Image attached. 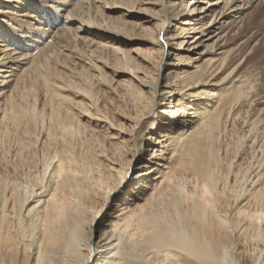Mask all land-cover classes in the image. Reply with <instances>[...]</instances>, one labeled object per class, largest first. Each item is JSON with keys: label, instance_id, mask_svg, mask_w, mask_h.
I'll use <instances>...</instances> for the list:
<instances>
[{"label": "bare ground", "instance_id": "bare-ground-1", "mask_svg": "<svg viewBox=\"0 0 264 264\" xmlns=\"http://www.w3.org/2000/svg\"><path fill=\"white\" fill-rule=\"evenodd\" d=\"M11 1L19 0H0V22L2 17L7 18L13 13ZM120 1L123 4L119 6L122 16L126 20L137 18L134 8L138 0ZM262 1L159 0L161 9L151 16L138 18L144 23H154L159 35L165 37L167 42L159 49L161 58L159 64L153 66L156 67L154 71L149 69L152 65L150 59L145 60L149 64L146 67L136 63L133 69L128 66L122 69V74L128 75L126 81L131 88L129 92L137 101L140 111L137 117L129 119L136 128L133 151L143 152L145 136L155 134L159 124H162L160 128L168 126L162 135L163 140L156 143L160 149H156V146L153 151L154 158H158L157 168L151 167L146 173L156 174L138 187L134 199L127 197L112 214L102 211V208L112 206L109 202L110 193L108 195L105 190L110 188L111 194L119 198L121 192L129 191L131 186L141 182L139 176L142 174L138 176L137 183L130 179L136 159L132 161V158H126V150L121 145V139L127 138L121 134L125 131L117 132L108 121L93 117L91 120L100 121L98 126L110 131V135H106L111 141L118 140L97 152L98 148H93L94 145L92 147L89 143L99 141L100 147H106L103 142L106 140H101V136H93L94 132H91L93 134L87 140L83 138L86 142L78 143L80 148L76 149L72 136L84 133L87 125L68 105L69 98L58 89L61 85L54 79L52 82L50 77H46L47 73H43L45 68L51 69L50 59L57 48H54L55 39L53 43L38 49L34 55L31 52L24 53L21 50H30L31 44L9 35V28L0 23L1 133L9 134L10 125L19 122L22 115L26 116L28 112L29 117L31 114L32 117H38L37 113L46 112L45 106H42L41 112H35L34 104L28 110L25 106L26 111L22 105L24 113L20 111L22 102L31 91L33 93V84L40 85L35 86V90L45 89L46 100L43 99V102L48 108L45 110L49 111L43 114L44 118L40 121L49 119L50 122L42 127L44 134H41L45 136L42 145L43 149L51 153V159H48L51 162L34 177V189L28 193L24 190L25 194L17 189L19 185L17 188L12 186L10 180L20 173L30 180L32 174L23 171L22 165H15L7 159L0 166V264H264V159L255 168L249 167L250 164L245 168L240 164L225 165L223 154L228 149L226 147L221 152L223 147L219 143L222 138L229 136L230 121L236 118L234 102L240 97L233 93L231 78L211 84L223 70L231 66L226 59H221L218 64H213L215 60L204 61L209 53L216 52L215 47L224 40L223 32L227 30L224 28L225 19L232 15L237 16V19L241 10L257 2L261 5ZM94 2L78 0L75 6L87 9V15H74L78 11L74 6L72 11L67 10L65 22L56 27L50 24L43 36L54 33L56 38L70 33L68 39L72 41L73 35L77 37L79 32L95 37L105 32L117 40L129 38V33L126 35L121 31L123 25L120 29L116 23L105 19L108 16H101V20L90 17ZM216 6L221 7L218 10ZM95 10L100 15V6L95 7ZM77 23L76 35L73 34L72 26ZM219 25H223L222 31H218L221 28ZM203 26L210 30L202 29ZM174 27H177L175 32L172 31ZM8 35L10 38L6 42ZM44 37L32 41L42 45ZM86 37H82L84 41ZM64 39L67 41V38ZM188 52L191 53L185 54ZM173 56L177 57L178 63H173ZM25 60L28 61L22 63ZM126 61L130 63L131 59ZM241 61L237 65L240 66ZM47 64L49 67H46ZM77 74L79 76L80 73ZM86 75L84 78L88 77L89 82L91 75ZM59 76L58 80L62 79ZM67 78V83H71V77ZM91 97L87 95L84 99L97 108V103ZM84 104L79 101L75 106L80 105L88 111ZM165 105L169 110L162 112L160 108ZM163 113L166 117L159 119L157 115ZM37 117L32 119L40 116ZM45 123L42 122L43 125ZM147 123L150 124L147 126ZM6 152L10 151L6 149ZM105 153H109L106 160L111 164H104L101 159ZM50 167L44 184L46 169ZM183 177L192 184L187 190L179 181ZM29 217L32 218V228L28 224L30 227L27 228L31 231L27 233L23 231L21 223ZM107 218H110L109 224L101 229ZM83 226L88 228L86 234L84 232L87 244L85 248L81 247L79 254L73 256L70 253L71 248H74L73 241L77 240L76 233Z\"/></svg>", "mask_w": 264, "mask_h": 264}, {"label": "rangeland", "instance_id": "rangeland-1", "mask_svg": "<svg viewBox=\"0 0 264 264\" xmlns=\"http://www.w3.org/2000/svg\"><path fill=\"white\" fill-rule=\"evenodd\" d=\"M67 1L68 0H19L18 2L11 1L13 7V9H11V12L13 13L9 14V17L7 18L2 17L0 23H2L1 25L5 26L6 28H9V35L16 36L17 38L21 39V41H26L28 45L31 44L30 50H21L24 53L31 52V54L34 55L39 51L38 49L44 48L49 43H53V40L55 39L54 44L56 45L54 46V48L56 46L57 48L54 49L55 51L53 50V53L56 52L57 54H53L52 59H50L52 60V65L51 62L50 64L48 63L49 65H51V69L45 68V71L43 70V73H47L46 77H50L49 80H52L53 82L54 79V82L57 81V84L61 85V87H59L58 89H61L60 92L69 98L68 105L73 108L74 112L78 114V116H80V120H82V122L86 123L87 125V127H85L86 125L84 126L86 128L84 130V133H76L72 136V143L74 144V146L76 145V149H78V147L80 148V145H78V143L81 144L83 142H86V140L88 139L87 137H90L89 135L93 134L91 132H94L93 136H101V140H103L104 138L106 141L103 142H108L107 144L109 145L107 146V144L104 143L106 147H100L99 141L98 143L90 142V146L94 145V147L92 146L93 148H98L96 149L97 152L100 151L101 148L106 149L107 147H110V142H116L118 140L116 139L111 141L110 137L106 135H110V131H106L101 126H98V123H100V121L91 120V118L93 117L103 118V121H108L107 123H111L112 125H114L113 127H115L114 129L117 132L120 130H122L123 132L125 131L121 134H123L127 138H125L124 140L121 139L122 142L120 140L119 141L121 142V145H123V148H125L126 150V158H132V161H135L136 159L135 167L131 173L130 179L133 180V183H137L138 176L142 174L141 176H139L141 182L139 184H135L133 187L131 186L129 191L121 192L119 194V198H117L116 195L111 194L112 191L110 188H107L105 190L108 195L110 193L111 197L109 199V202L111 201L110 203H112V206L111 208H102L104 209L102 211L112 214L122 206V203H124L128 199L127 197L134 199V197H136L135 193L138 191V187H140L146 181H149L155 173L150 172L146 174L147 172H149V169L151 167L157 168L156 162L158 158H154L153 151L156 146V149H160L159 144L156 143L163 140L162 135L165 131V127L168 126L164 125L163 128H160L162 127V124H159V130L156 131L155 134L145 136V148L143 152H138L139 154L137 152H134L135 149H133V144L134 146L136 144L134 141L136 136V128L133 126L134 123H132V121H130L129 119L130 117H133V119L137 117L140 111L138 108L137 101L135 100V98H133V95L130 93L131 88L130 85H128L129 82L126 81L128 80V75L122 74V72L124 71L122 69H125V67L127 66L128 68L130 67V69H133L136 63L142 64L144 67H146V65H149L145 62L146 59H150L152 61V65H150L151 67H149L151 71H154L156 68L153 66L159 64L161 58V53L159 52V49L161 46H164L167 41L165 37L159 35V31L157 30L158 28L155 26L154 23H144L138 18L151 16L155 14L159 9H161V7L159 5V0H138L137 6L136 8H134L136 9L134 10V13L137 14V18L131 20L127 19L129 20L128 22L126 18L123 17L120 13L121 8L119 6L123 5L120 3L122 1L95 0L93 5L94 11H92L93 13L91 12L90 17H92L93 19L95 18L97 20H101V16H108V18L105 17V19H109L108 21L111 23H116V25H118L120 29L122 25L123 27L126 26L125 29L122 27L121 31L126 33V35L129 33L130 35H127V37L129 38L125 37V39L123 40H117L116 38L105 32H102L100 37H95L89 33L79 32V35L77 37H74L73 35L74 39L78 38L75 40L73 39L74 41H70L68 39L70 33L66 34L67 36L64 35V37L62 36L54 38V33H51L50 36L47 35L46 37H44L43 35L44 33H46L45 31L46 29H48V27H50L51 25L52 27H56V25L66 21L65 19L68 16V11H72V7H74L76 5L75 3L78 2V0H72L68 2ZM215 2H217V0H215ZM257 3L249 5L248 7L241 10L239 18L236 19L237 16L234 17L232 15L231 17L225 19L226 23L224 24V28L226 27L227 30L223 32V34H225L224 40L215 47L216 52H213L211 54L209 53L204 58V61L206 62H209V60L211 62L215 60L213 64H218L221 59L225 58L227 63L231 65H229V68L223 70L218 75V79H214L213 82L211 81V84L217 83L220 79L226 80L228 78H231L234 83L233 85L230 84L232 85L233 93L239 94L240 98H238V100L234 102V106L236 108L234 107L233 112L235 113L236 118L235 120L230 121V124H232H229V136H225V138H222V141H220L219 146L223 147L221 148V152H224L223 149H225L226 147L228 149L227 152L223 154L224 163L226 162L225 165L231 163L237 166L238 164H240L242 168L249 166V164V167L252 168L253 166L255 168L258 166V164L261 163L262 159H264V0L262 1L261 5H259L260 2ZM94 6H100V15L98 14V12H96ZM221 6H223V4ZM221 6H216V8L219 10ZM79 7H76V10L78 9V11L74 15L79 17L83 13L87 15V9ZM110 18H113V21H115L113 22L112 19L110 20ZM77 26H79L78 23L72 26L74 28L73 34H76L75 28L77 29ZM222 26L223 25H219V27L221 28L218 31H222L224 29L222 28ZM175 29H177V27L172 28V31L175 32ZM202 29H207V27L203 26ZM209 30L210 29H207V31ZM9 35L6 36V42L10 38ZM79 36L87 37L84 41L83 38ZM41 37H44L45 39L44 44L38 45L37 43H33L32 39H39ZM88 37L91 38L89 39ZM64 38H67V41L69 40L70 42L68 41L67 43L66 39ZM90 40L92 42L95 41V44H92ZM37 46H39V48H37ZM189 53L191 52L185 54L188 55ZM194 53L196 52H193V54ZM32 55H30V57ZM128 59H131V64L129 63V61H126ZM240 59H242V63L239 66L237 64ZM171 60L173 61V63H178L176 56L171 57ZM26 61L28 60H25L22 63H25ZM128 63L130 65H128ZM48 64L46 67H49ZM91 64L94 66L92 67ZM28 65L29 64L24 65V67L26 68ZM234 67H236L235 71L232 72V69ZM80 70L81 72L83 70L85 71L82 72L83 75L81 74ZM78 72L82 75L81 76L79 74V76L83 78L87 74L86 72H88V74L90 73L89 75L91 76L86 75L89 76V82L91 83L90 88L88 86L89 82L87 81L88 77H85V80H83V78L78 76ZM58 74H65V76L62 77ZM57 75L60 78L62 77L64 82H62L63 80L60 78V80H58ZM54 77H56V79ZM67 77H71V83H67ZM80 79H82L83 82H81L82 80L80 81ZM78 81H80L81 83H79ZM33 86L34 87L32 89L34 94L31 91L32 95L30 94L29 97L25 99L26 101L24 100V102H22V104L20 105L21 112L25 106V108H27L26 110H28V107H30V105L32 104L35 105H33L36 110L35 112H41L44 108H42V106H45V108L48 109L45 103L43 102V99L46 98L44 94L45 91H43L45 89L42 90V88H37V91L35 90V88L40 87V85L38 86L37 84H33ZM87 88L88 90H90L88 91ZM90 93L92 97L91 95H89ZM87 95L88 97L93 98L92 100H94L95 104L97 103V108L92 103L90 104V101H86V99H84V97H86ZM42 96L44 98H42ZM35 97L36 103L34 101ZM29 100H33L30 101L31 104L29 103ZM79 101H82L85 103L84 105H87L86 107H88V111L84 110L80 105L75 106V103ZM167 107L168 106L165 105L161 107L162 109L160 108V110L162 112H166L169 110ZM25 108L24 111H26ZM45 108V113H48L49 111L45 110ZM135 108L138 109L136 110ZM42 112L37 113L40 116H38V118L36 115L38 119H32L36 118L35 116L32 117V114L29 117V112L26 116L22 115L23 121L22 119H20L19 122H17L16 124L10 125L11 127H9L8 130V132L10 131L9 134L1 133L2 126H0V166L3 163H6V161L8 160L10 161V163H14L15 165H22L23 171L29 173V175L30 173L32 174L30 180L25 175L21 176V173L20 175H17L18 177H12V179L10 180L12 186L15 185V187L17 188V186L19 185V188L17 189H19V191L21 190L23 194H25V192L28 193L29 191L34 189L36 185V182H34V177L37 175V173H40V171L42 172L43 169L46 168V165L50 161L48 159H51V153H48L46 148L43 149L42 145L44 141L43 139H45V136L43 135L44 132H42V127H46L50 123L49 119H45L44 121H46V123L44 125L42 124V122L44 121H40V119H43L45 115V113ZM23 113L24 112H22V114ZM83 113H86L87 115H84ZM134 114L135 116H133ZM157 116L159 117V119H164L166 117V114H158ZM35 120L37 122H35ZM102 124H104V122ZM149 124L150 123H147V126ZM41 132L43 134H41ZM82 135L85 137H83ZM39 136L41 138H39ZM81 138L82 140H80ZM83 138L86 140L84 141ZM75 142L77 144H75ZM24 146L27 147L25 148ZM20 147L21 149L25 148L26 150L22 149L21 151V149H19ZM6 149L10 152L5 153ZM19 152H22L20 156L18 155ZM6 154L7 156H5ZM105 154L101 159L104 160V164H111L110 162H108V160H106L108 159L107 154L109 153H107L106 155ZM134 154L136 157L134 156ZM25 161L27 162V165ZM20 168L18 167L19 171H21ZM50 171L51 167L48 168V170L46 169L45 179L43 180V182L45 181L44 184L47 181ZM179 181L182 183L183 186H185L186 190L192 186V184H190L185 177H183V179L180 178ZM109 220L110 218H107L105 220V226L101 227V229L109 224ZM21 224L22 229L24 228L23 231H27V233H29V231H31L30 228H32V225H30L32 224V218L29 217L27 221L25 220L24 223L22 222ZM28 226L30 227L29 229L27 228ZM83 227H80V229L76 233L75 237L77 240L73 241L74 248H71L70 252L73 256L79 254V252H81L87 244L85 240V234L88 228L86 226V229L85 227ZM79 233L81 234L79 235ZM81 235L84 238H82ZM77 249H80V251H78Z\"/></svg>", "mask_w": 264, "mask_h": 264}]
</instances>
